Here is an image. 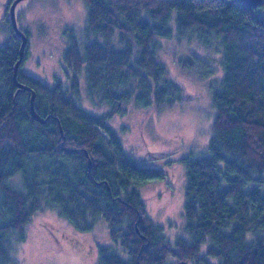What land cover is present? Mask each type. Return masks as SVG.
<instances>
[{
	"label": "trees",
	"instance_id": "obj_1",
	"mask_svg": "<svg viewBox=\"0 0 264 264\" xmlns=\"http://www.w3.org/2000/svg\"><path fill=\"white\" fill-rule=\"evenodd\" d=\"M12 1L5 11L10 23ZM86 3L81 33L65 32L64 61L74 71L70 88L61 82L49 86L22 71L29 45L20 65L18 78L35 90V109L47 122L31 115L32 89L19 91L14 82L21 38L12 24V40L0 47V264L15 263L11 236L25 240L27 222L47 208L79 231L105 224L108 242L98 241L97 264H264V2ZM171 37L216 42L224 68L213 91L209 151L181 158L185 234L173 238L152 220L138 190L163 179L164 169L140 167L108 123L131 101L162 107L185 100L159 50L160 38ZM189 52L182 65L211 67L201 54ZM84 68L91 103L98 97L111 106L104 114L76 102V73Z\"/></svg>",
	"mask_w": 264,
	"mask_h": 264
},
{
	"label": "rangeland",
	"instance_id": "obj_2",
	"mask_svg": "<svg viewBox=\"0 0 264 264\" xmlns=\"http://www.w3.org/2000/svg\"><path fill=\"white\" fill-rule=\"evenodd\" d=\"M9 1L0 0V47L12 40V25L5 14ZM15 14L20 28L29 34L30 53L22 71L42 78L49 86L61 82L70 88L74 71L64 61L65 32L74 28L78 35L81 33L88 14L86 0H21ZM172 27L176 29L174 22ZM160 39L163 61L169 66L172 80L183 86L185 100L162 107L138 106L131 101L125 105V112L115 113L108 123L140 167L164 169L163 179L147 181L138 190L152 220L173 238L185 234L187 177L181 158L209 151V140L214 134L213 91L220 88L224 76L223 51L216 42L206 45L191 37L180 41L176 37ZM188 51L201 54L212 62L208 64L211 67L192 69L182 65L181 59ZM85 73L86 68L76 73L80 86L76 102L94 115L111 110L98 97L95 104L91 103ZM101 223L91 231H79L57 209L39 210L25 226V240L15 241L16 234L11 236L13 264H97L98 241L108 242L107 228Z\"/></svg>",
	"mask_w": 264,
	"mask_h": 264
},
{
	"label": "water",
	"instance_id": "obj_3",
	"mask_svg": "<svg viewBox=\"0 0 264 264\" xmlns=\"http://www.w3.org/2000/svg\"><path fill=\"white\" fill-rule=\"evenodd\" d=\"M21 0H13L9 9V14H10V19H11V24L13 25L14 28V32L17 36H19L21 38V47H20V52H19V59L18 61L14 64V73H13V78H14V82L17 85V87L19 88V91L21 90H31L32 88L28 87L25 83H23L22 81L19 80L18 78V74L20 71V65L23 62L24 58H25V51L26 48L28 46V41L29 38L28 36L24 33V31L20 28L19 24H18V20H17V14H15V10L17 7L18 2ZM238 2L245 4L248 7H258L260 5H262V3L264 2V0H238ZM36 92L34 89H32V93H31V100H30V107L29 109L31 110V115L33 116L34 119L39 120L41 123H45L47 122V118H42L40 116V114L37 112V110L35 109V100H36ZM89 164L91 167L92 166V160L89 159Z\"/></svg>",
	"mask_w": 264,
	"mask_h": 264
}]
</instances>
